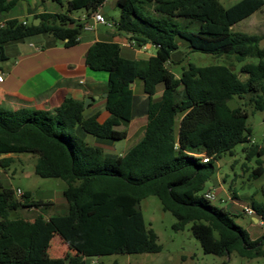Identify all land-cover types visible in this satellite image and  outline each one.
I'll use <instances>...</instances> for the list:
<instances>
[{"label":"trees","instance_id":"trees-1","mask_svg":"<svg viewBox=\"0 0 264 264\" xmlns=\"http://www.w3.org/2000/svg\"><path fill=\"white\" fill-rule=\"evenodd\" d=\"M61 2V0H55ZM106 0H69L64 12L37 14L33 21L7 18L19 0H0V62L7 61L5 44L49 33L68 47L76 45L86 23L71 16L77 10L95 14ZM118 33H127L138 48L154 45L145 61L126 58L117 42L97 41L86 64L108 72L103 123L84 115V101L66 99L54 109L0 106V155L33 153L35 172L66 182L68 211L35 218L11 216L24 208H44L30 191L17 198L15 189L0 185V264H87V258L118 253H156L158 235L145 221L140 207L149 196L159 197L163 209L176 218L173 228L191 230L203 250L219 256L236 251L246 258L264 253V235L253 239L238 224L234 212L218 207L205 196V184L217 161L236 145L249 140V112L238 99L248 98L264 110L263 36L234 32L232 27L264 6V0H239L226 7L221 0H117ZM152 6L153 13H149ZM187 23L181 24L180 20ZM193 22L199 28L190 29ZM181 41L191 51L224 57L226 64L188 63L177 74L168 65ZM241 63L239 72L234 63ZM247 75L243 79L240 75ZM139 78L148 95L147 124L142 139L125 155H108L90 144L85 134L118 140L127 131L117 127L133 119L134 89ZM161 99L155 100L158 87ZM263 154L251 146L248 156ZM208 157V162L203 161ZM11 157L0 159L6 168ZM264 161L252 175L264 174ZM264 195V187H263ZM254 214L264 221V200L252 201ZM54 233L77 252L68 258L42 257ZM115 264H120L115 261Z\"/></svg>","mask_w":264,"mask_h":264},{"label":"rangeland","instance_id":"rangeland-1","mask_svg":"<svg viewBox=\"0 0 264 264\" xmlns=\"http://www.w3.org/2000/svg\"><path fill=\"white\" fill-rule=\"evenodd\" d=\"M45 1L53 2V0ZM237 1L239 0H221L226 7ZM61 2L63 5L58 2L60 11H66L67 1L61 0ZM102 10L112 23L119 20L120 7L117 5V0H106L102 5ZM152 11V6H150L148 12L154 15ZM187 21L186 19L180 20L181 24H185ZM198 28L197 22H193L190 26V29L194 31ZM232 30L234 32L263 36L261 46L264 47V7L251 16L237 22L232 27ZM152 51H155V49L152 48ZM190 62L202 66L226 64L224 57L201 51H191L186 42L181 41L180 47L172 53L171 61L168 62V65L174 72L179 74L183 67ZM240 67L241 63H234V68L237 72H239ZM240 75L243 79L247 77L243 73H240ZM136 84H134L136 96L140 93L143 94L142 80L138 79ZM237 100L249 112L250 138L248 141L236 145L232 153L226 152L214 162V172L205 184L204 191L214 193L215 198L210 199L212 204L229 209L234 213L240 212V214L234 216L236 222L246 228L253 239H257L264 235V221L260 219L261 223L253 222L251 215L246 214L244 209L246 206H251L252 201L261 202L264 200V174L259 177L252 175L254 169L258 166V160L262 159L264 161V110H255L253 104L248 103V98H237ZM139 115L141 114H136V121L131 125L123 123L119 127L120 130L124 128L131 130L132 134L128 139H107L110 143L102 144L104 149H106L105 153L108 155H115L114 153L125 155L139 143L143 135L140 132L133 134L134 129L143 121L142 118H139ZM113 141L114 143H112ZM251 146H258L263 150V154L255 153L249 157L248 150ZM12 155H14V158H12L13 162L10 166L6 168L0 166V183L4 187L15 190L20 189L23 193L30 191L36 200L56 197L58 192L63 189L65 184L63 180L59 178H44L36 174L35 163L37 155L29 152L12 153ZM140 207L146 223L158 235L157 241L161 246V250L156 253H118L89 257L87 258V264H115V261L120 264H264V253L262 256L255 258L242 257L236 251L224 256L206 253L191 230L192 223H188L183 230L176 231L173 225L177 222V218L170 211L163 209L159 197L155 195L142 200ZM40 211L51 214L55 212V209L46 206L40 208ZM34 212L20 209L12 212L11 216L17 215L30 218ZM51 246L56 250L55 253L63 258H68L75 254V250L59 234H54Z\"/></svg>","mask_w":264,"mask_h":264},{"label":"crops","instance_id":"crops-1","mask_svg":"<svg viewBox=\"0 0 264 264\" xmlns=\"http://www.w3.org/2000/svg\"><path fill=\"white\" fill-rule=\"evenodd\" d=\"M66 1L68 3L69 0ZM60 3L63 5L62 2ZM58 5L59 3L55 0L53 2L19 0L18 4L8 13L7 18L34 21L37 14L64 12L63 10L60 11ZM97 12L104 14L102 6ZM93 15H87V12L83 9L71 13L72 17L84 21L90 27L84 30L79 42L74 46H66L63 41L56 39L49 33H41L22 40L7 42L5 44V52L8 59L0 62V75L2 76V81H0V106L9 109L23 107L54 109L66 99L72 98L84 101L88 97L98 96L97 99H94L93 102L85 107L84 115L86 117L97 115L99 122H105L110 117V112L106 109L107 96L104 95L107 93L106 87L109 81V74L103 70L91 69L86 64V54L89 47L97 41L117 42L122 48L124 57L139 61L147 60L155 51L132 45L129 34H120L114 26L95 22ZM104 16L106 17V15ZM3 23L4 19L0 17V26ZM138 79L134 81L133 89ZM162 95L163 87L160 86L154 95V99L159 100ZM148 105V95L143 92V94L140 93L136 96L134 91L133 119L128 124L131 125L136 121V114H141L139 118H142L143 121L134 129L133 134L140 132L144 135ZM120 126L117 128L119 129ZM122 130L127 131L126 138L128 139L132 134L131 130L127 128ZM85 139L90 144L101 147L104 151L106 149H104L102 144L110 143L109 140L98 138L90 133L85 134ZM114 154L123 156L117 153ZM3 157L14 158V155L11 153L0 155V159ZM64 183L63 189L58 192L56 197L40 199L50 202L51 204L48 207L55 209V212L48 214L41 212L40 208H24L29 212L35 211L30 219L41 213H44L45 217L50 219L54 215L64 214L68 211L69 205L64 195L67 184L65 181ZM235 214H240V212H235ZM251 218L253 222L261 223L260 218L255 214H252ZM51 243L52 239L49 245L43 249L42 257L63 258L55 253L56 250L51 246ZM73 255H77V252L75 251Z\"/></svg>","mask_w":264,"mask_h":264},{"label":"built area","instance_id":"built-area-1","mask_svg":"<svg viewBox=\"0 0 264 264\" xmlns=\"http://www.w3.org/2000/svg\"><path fill=\"white\" fill-rule=\"evenodd\" d=\"M93 18H94L95 22H97V23H100V24H103V25H107V26H113V23H112L110 20H108V19L104 16V14H102V13H100V12H96V13L93 15ZM89 28H90V27H89L88 25L85 26V30H86V29H89ZM131 44L134 45V42H131ZM143 47H144V49H146V50H152V48H154V45H152L151 43H147V44H145ZM0 81H2V76H1V75H0ZM208 160H209L208 157H203V161H204V162H208ZM15 194H16L17 198H21V197L23 196L24 193H23L20 189H17V190H15ZM205 196H206V198H208L209 200L215 198L214 193L211 192V191H207V192L205 193ZM244 212H245L246 214H249V215L254 214V210L252 209L251 206H246L245 209H244Z\"/></svg>","mask_w":264,"mask_h":264},{"label":"water","instance_id":"water-1","mask_svg":"<svg viewBox=\"0 0 264 264\" xmlns=\"http://www.w3.org/2000/svg\"><path fill=\"white\" fill-rule=\"evenodd\" d=\"M41 22V18H36L34 21H33V24L34 25H38L39 23ZM133 84H131L132 86ZM105 96H107V93L104 94ZM98 96H93V97H88L84 100V107H87L89 105V103L93 102L94 99H97Z\"/></svg>","mask_w":264,"mask_h":264}]
</instances>
